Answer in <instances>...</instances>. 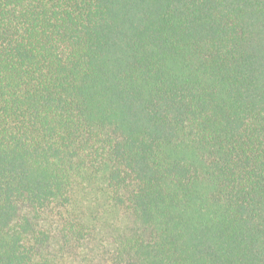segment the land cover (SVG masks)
I'll return each instance as SVG.
<instances>
[{"label":"trees","instance_id":"16d2710c","mask_svg":"<svg viewBox=\"0 0 264 264\" xmlns=\"http://www.w3.org/2000/svg\"><path fill=\"white\" fill-rule=\"evenodd\" d=\"M0 264H264V0H0Z\"/></svg>","mask_w":264,"mask_h":264}]
</instances>
